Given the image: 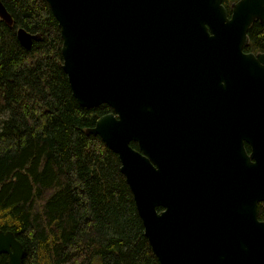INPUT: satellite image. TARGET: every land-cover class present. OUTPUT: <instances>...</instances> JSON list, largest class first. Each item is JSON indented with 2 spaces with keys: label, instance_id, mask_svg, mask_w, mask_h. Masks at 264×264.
Masks as SVG:
<instances>
[{
  "label": "water",
  "instance_id": "water-1",
  "mask_svg": "<svg viewBox=\"0 0 264 264\" xmlns=\"http://www.w3.org/2000/svg\"><path fill=\"white\" fill-rule=\"evenodd\" d=\"M46 1L73 96L112 108L84 131L117 153L160 264H264V50H243L264 0L229 11L223 0ZM0 18L12 24L1 0ZM16 36L30 48L41 33L20 26ZM156 47L179 55V78L156 64ZM197 98L231 113L229 145L200 142L198 117L184 110ZM0 254L22 262L12 229L0 228Z\"/></svg>",
  "mask_w": 264,
  "mask_h": 264
},
{
  "label": "trees",
  "instance_id": "trees-1",
  "mask_svg": "<svg viewBox=\"0 0 264 264\" xmlns=\"http://www.w3.org/2000/svg\"><path fill=\"white\" fill-rule=\"evenodd\" d=\"M1 1L13 20L0 18V228L22 242L21 264H160L117 153L84 131L112 108L73 96L48 2ZM20 26L41 33L30 48L17 39ZM247 33L243 49L264 50V23ZM257 213L264 219V200Z\"/></svg>",
  "mask_w": 264,
  "mask_h": 264
},
{
  "label": "flooded vegetation",
  "instance_id": "flooded-vegetation-1",
  "mask_svg": "<svg viewBox=\"0 0 264 264\" xmlns=\"http://www.w3.org/2000/svg\"><path fill=\"white\" fill-rule=\"evenodd\" d=\"M173 50H178V48H174ZM244 51H248L243 49ZM159 51V52H158ZM169 51L165 47H156L155 52L160 53L155 56V62L159 65H168L172 66V73L175 75V78H179V75H182L183 72L179 69L177 64L174 63L176 59L179 58L178 54L172 55L168 58L166 52ZM181 57V56H180ZM188 74V73H186ZM189 75V74H188ZM186 89V88H185ZM197 98L195 101L186 102V112H192L190 116L198 117V130L201 133L200 142L207 146V143L211 146L213 145H224L230 143L231 139V113L228 110L216 109L215 107L218 106L217 103L212 102H203L201 99ZM206 115V116H205ZM227 116V120H219L217 119L220 116ZM205 116V117H202ZM203 128H205L204 131ZM244 146L246 150H250L249 144L244 142Z\"/></svg>",
  "mask_w": 264,
  "mask_h": 264
},
{
  "label": "rangeland",
  "instance_id": "rangeland-1",
  "mask_svg": "<svg viewBox=\"0 0 264 264\" xmlns=\"http://www.w3.org/2000/svg\"><path fill=\"white\" fill-rule=\"evenodd\" d=\"M91 264H100V261L98 260V258H94Z\"/></svg>",
  "mask_w": 264,
  "mask_h": 264
}]
</instances>
